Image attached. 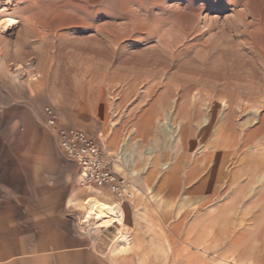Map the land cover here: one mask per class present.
Wrapping results in <instances>:
<instances>
[{
	"label": "rangeland",
	"instance_id": "1",
	"mask_svg": "<svg viewBox=\"0 0 264 264\" xmlns=\"http://www.w3.org/2000/svg\"><path fill=\"white\" fill-rule=\"evenodd\" d=\"M1 5L0 158L47 167L24 182L58 264H264V0ZM48 105L144 177L132 200L78 185Z\"/></svg>",
	"mask_w": 264,
	"mask_h": 264
},
{
	"label": "crops",
	"instance_id": "2",
	"mask_svg": "<svg viewBox=\"0 0 264 264\" xmlns=\"http://www.w3.org/2000/svg\"><path fill=\"white\" fill-rule=\"evenodd\" d=\"M35 109L39 110L37 106H35ZM62 125L80 127L78 125ZM4 128L5 119L0 115V153ZM98 143L102 145L101 142L98 141ZM102 147L104 148L103 145ZM58 148L61 154L66 157L59 145ZM114 154L116 155L117 152H114ZM125 159L128 160L127 158ZM69 161L74 163L71 160ZM120 165L119 159L116 163H113L115 172L130 181L134 187L145 182L144 177L139 173L134 175L135 171H132V168L130 169L127 161L122 166ZM75 166L78 170L79 185V169L76 164ZM63 169L64 162L57 161L56 174H62ZM34 174L48 176L47 167L33 160L22 161L0 158V264H49L50 257H53L51 259L52 263H59L57 258L50 255L54 252V249L50 248V240H54L53 237H62V235L60 236L57 233L62 231L63 227L49 224L48 222L33 221L31 187H27L24 179L32 178ZM103 191L109 193L107 190ZM27 192L29 193L28 197L26 196ZM185 234L186 240L192 242L191 225H186ZM262 239L264 240V235ZM255 257L258 259L252 260V263L264 262V260L260 259L264 258V254L256 255Z\"/></svg>",
	"mask_w": 264,
	"mask_h": 264
},
{
	"label": "built area",
	"instance_id": "3",
	"mask_svg": "<svg viewBox=\"0 0 264 264\" xmlns=\"http://www.w3.org/2000/svg\"><path fill=\"white\" fill-rule=\"evenodd\" d=\"M1 6L0 12L7 9L6 5ZM44 113L46 124L54 131L60 149L78 166L80 187L107 190L121 201L133 199L134 185L115 172L110 155L92 135L81 127L63 126L53 106H46Z\"/></svg>",
	"mask_w": 264,
	"mask_h": 264
},
{
	"label": "bare ground",
	"instance_id": "4",
	"mask_svg": "<svg viewBox=\"0 0 264 264\" xmlns=\"http://www.w3.org/2000/svg\"><path fill=\"white\" fill-rule=\"evenodd\" d=\"M91 210L98 216H115L117 215V209L115 206L111 204H105L102 202H95L93 203ZM91 215V214H90Z\"/></svg>",
	"mask_w": 264,
	"mask_h": 264
}]
</instances>
